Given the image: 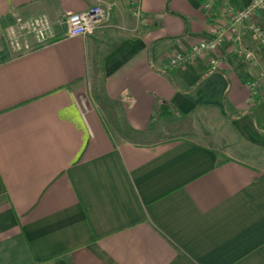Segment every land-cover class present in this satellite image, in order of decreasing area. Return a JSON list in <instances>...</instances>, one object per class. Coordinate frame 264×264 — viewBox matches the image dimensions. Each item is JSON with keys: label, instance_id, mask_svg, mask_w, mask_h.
Here are the masks:
<instances>
[{"label": "crops", "instance_id": "crops-1", "mask_svg": "<svg viewBox=\"0 0 264 264\" xmlns=\"http://www.w3.org/2000/svg\"><path fill=\"white\" fill-rule=\"evenodd\" d=\"M95 4L108 17L65 36L64 16ZM142 10L0 0V264H264V7L237 22L223 0L214 18L202 0ZM17 16L56 38L16 53ZM216 27L217 69L210 53L165 68ZM182 122L199 140L167 136Z\"/></svg>", "mask_w": 264, "mask_h": 264}, {"label": "built area", "instance_id": "built-area-1", "mask_svg": "<svg viewBox=\"0 0 264 264\" xmlns=\"http://www.w3.org/2000/svg\"><path fill=\"white\" fill-rule=\"evenodd\" d=\"M131 11L137 21L143 22L147 17L142 10V0H129ZM228 13L233 21H244L251 19L255 11L264 7V0H254L251 5L243 9H234L229 0H223ZM202 9L209 18H214L216 14V0H202ZM108 17L107 10L100 4H95L86 10L67 14L62 19L66 26L65 36L73 37L78 35H87L92 33L98 24L102 23ZM251 28L261 35L260 29L256 24L251 23ZM234 28V26H230ZM57 36L54 24L44 16L35 17H15L14 22L9 25L6 31L5 41L19 54L33 50L36 47L43 46L53 41ZM224 37V30L216 27L214 35L209 39H204L193 43L189 49L180 51L172 56L164 64L165 68L174 67L184 63L194 57L211 54L210 67L215 70L220 65V57L215 53L220 47ZM264 44V38H262ZM248 58L253 57V53H246ZM36 264H49L47 262H38Z\"/></svg>", "mask_w": 264, "mask_h": 264}, {"label": "trees", "instance_id": "trees-1", "mask_svg": "<svg viewBox=\"0 0 264 264\" xmlns=\"http://www.w3.org/2000/svg\"><path fill=\"white\" fill-rule=\"evenodd\" d=\"M159 116H165V117H168V116H171L173 115V112L170 110V105L168 104H161L158 106V109H157V112H156ZM256 126L257 128L260 130V131H263L264 130V123L260 120H256ZM185 125H184V122L178 124L176 126V128H179V130H182L184 129Z\"/></svg>", "mask_w": 264, "mask_h": 264}, {"label": "rangeland", "instance_id": "rangeland-1", "mask_svg": "<svg viewBox=\"0 0 264 264\" xmlns=\"http://www.w3.org/2000/svg\"><path fill=\"white\" fill-rule=\"evenodd\" d=\"M8 54H11L10 51H7ZM6 53V54H7ZM14 54V53H13ZM188 125V126H187ZM190 126V124H185V128L187 129L188 127ZM184 129V131H180V132H177V133H167V136L168 137H175V136H188L189 138H192V139H196V140H199L198 137H196L194 134H192L191 132H189L190 127L189 129Z\"/></svg>", "mask_w": 264, "mask_h": 264}]
</instances>
